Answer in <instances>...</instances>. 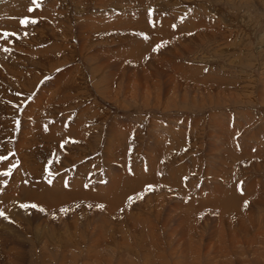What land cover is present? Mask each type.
<instances>
[{
  "label": "rangeland",
  "instance_id": "1",
  "mask_svg": "<svg viewBox=\"0 0 264 264\" xmlns=\"http://www.w3.org/2000/svg\"><path fill=\"white\" fill-rule=\"evenodd\" d=\"M0 157V264H264V0H0Z\"/></svg>",
  "mask_w": 264,
  "mask_h": 264
},
{
  "label": "bare ground",
  "instance_id": "2",
  "mask_svg": "<svg viewBox=\"0 0 264 264\" xmlns=\"http://www.w3.org/2000/svg\"><path fill=\"white\" fill-rule=\"evenodd\" d=\"M140 27H141V26H140ZM20 75H21V74H20ZM112 135H113V134H112ZM78 137H79V136H78ZM67 157H68V156H67ZM66 159H67V158H66ZM24 164H25V163H24ZM24 164H23V165H24ZM30 176H31V175H30ZM31 177H32V181H33V182H36L35 175H34V176L32 175ZM119 181L123 182V180H121V179H120ZM116 182H117V181H116ZM117 185H118V184H117ZM124 188H126V187H125V186H124V187H122V186H117L116 189H115V188H114V189H111V192L115 193L114 196H116V197L118 198V200H117L118 202H117V203H119V200H120V198L122 197V196H121V193H123V189H124ZM27 189H28V188H27ZM127 189H128V188H127ZM109 190H110V188H109ZM113 190H115V191H113ZM124 190H125V189H124ZM38 193H39V191H38ZM48 194H49V193H48ZM114 196H113V197H114ZM108 197H110V194H109ZM111 197H112V196H111ZM112 199H113V198H112ZM228 199H229V198H228ZM107 200H108V199H107ZM107 200H106V203H104L105 205H107V206L109 205L108 207H115V205L113 204L114 201H113V202H112V201L109 202V201H107ZM225 201H226V200H225ZM230 202H231V200H230ZM232 202H233V201H232ZM224 203H225V202H224ZM118 205H120V204H118ZM224 206H225V204H224ZM245 228H246V227H245ZM247 228H248V227H247ZM78 239H79V238H78ZM118 241H119V240H118ZM120 242H121V241H120ZM119 244H120V243H119ZM121 249H122V248H121ZM106 260L108 261V264H110L109 262H111V258H107ZM103 263L106 264L105 262H103ZM116 263H117V264H123V261H118V260H117Z\"/></svg>",
  "mask_w": 264,
  "mask_h": 264
},
{
  "label": "snow or ice",
  "instance_id": "3",
  "mask_svg": "<svg viewBox=\"0 0 264 264\" xmlns=\"http://www.w3.org/2000/svg\"><path fill=\"white\" fill-rule=\"evenodd\" d=\"M33 3H36V0H33ZM37 7H39V4H37ZM28 11L33 12L34 10L32 8H29ZM36 22L37 21L35 19L30 20L28 17H25V18L21 19V21H20L21 24H25V25L28 23H36ZM3 35L5 38H7V36L10 35V33L4 32ZM11 35H16V33H11ZM7 50L8 49H5V51H7ZM0 159H7V157H0ZM5 174L7 175L10 173H5ZM241 191H242V189H241ZM245 203L247 204V202H245ZM22 207H27V205H22ZM31 207L35 208V207H37V205L33 204V205H31ZM100 207H103V206L100 205ZM0 215H4V213L0 212Z\"/></svg>",
  "mask_w": 264,
  "mask_h": 264
},
{
  "label": "crops",
  "instance_id": "4",
  "mask_svg": "<svg viewBox=\"0 0 264 264\" xmlns=\"http://www.w3.org/2000/svg\"><path fill=\"white\" fill-rule=\"evenodd\" d=\"M4 91V90H3ZM4 92H6V93H8L9 94V91L8 90H5ZM7 101H10L9 99L7 100ZM52 167H54L55 168V166H51V167H49V169L51 168L52 169ZM45 169H48V168H45ZM44 169V170H45Z\"/></svg>",
  "mask_w": 264,
  "mask_h": 264
}]
</instances>
